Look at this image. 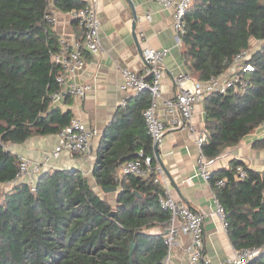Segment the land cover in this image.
Here are the masks:
<instances>
[{
  "label": "trees",
  "instance_id": "16d2710c",
  "mask_svg": "<svg viewBox=\"0 0 264 264\" xmlns=\"http://www.w3.org/2000/svg\"><path fill=\"white\" fill-rule=\"evenodd\" d=\"M85 3L0 0V264H164L163 230L153 231L169 219L158 202L162 187L153 174L116 176L139 151L156 163L143 118L148 90L119 105L100 136L91 178L100 188L119 187L114 204L74 167L45 169L33 188L14 182L19 156L8 144L58 133L72 117L52 103L61 69L51 61L59 38L50 16ZM183 21L180 55L196 81L218 75L251 39L260 40L247 85L203 99L202 152L214 159L264 122V0H191ZM252 146L264 148V134ZM228 163L208 178L225 210L226 234L235 249L260 248L246 264H264V168L238 158ZM238 166L245 170L241 178ZM218 179L224 183L216 185Z\"/></svg>",
  "mask_w": 264,
  "mask_h": 264
},
{
  "label": "crops",
  "instance_id": "0c3cea01",
  "mask_svg": "<svg viewBox=\"0 0 264 264\" xmlns=\"http://www.w3.org/2000/svg\"><path fill=\"white\" fill-rule=\"evenodd\" d=\"M93 3L99 18L101 50L98 54L84 51L85 65L65 74L62 95L55 102L62 110H70L72 115L80 117L94 134L89 149L84 153L62 151L56 156H49L48 168H78L91 180V169L95 161L100 136L105 126L111 121L126 95L119 84L122 81L120 67H126L146 75V66L142 57L144 44L154 47H168V54L163 60L161 92L165 97L174 95L178 86L174 78L178 74L187 75L180 55V44L175 43L171 26V8L163 7L151 0H83ZM150 13V19L145 14ZM53 28L58 38H65L69 43L82 41V28L71 16L70 11L53 9ZM88 83L84 95L70 93V83ZM65 95L69 98L65 101ZM162 102L156 106L161 112ZM193 124L203 130L204 109L199 105L193 115ZM264 134V122L252 133L244 136L239 143L225 148L214 158L210 170L228 167L229 160L238 158L249 167L264 168V148H254L252 143ZM57 142V135H32L22 143H9L10 150L18 156L24 155L34 160L43 161ZM153 148V147H152ZM154 150V149H153ZM159 159L156 161L163 168L164 179L170 192L176 198L186 202L195 210L203 213V252L213 264H222V260L233 248L226 232L220 225L215 213V197L211 186L204 177L197 173L198 149L193 140V133L188 127L168 129L157 145ZM155 154V152H154ZM109 191V202L114 204L116 193ZM154 226L153 231L165 230ZM189 242L187 234L179 233L176 244L167 264H191L185 246Z\"/></svg>",
  "mask_w": 264,
  "mask_h": 264
},
{
  "label": "built area",
  "instance_id": "2783aa9c",
  "mask_svg": "<svg viewBox=\"0 0 264 264\" xmlns=\"http://www.w3.org/2000/svg\"><path fill=\"white\" fill-rule=\"evenodd\" d=\"M163 7L171 8V26L176 44L181 42V34L184 31L183 16L191 0H151ZM71 16L82 28V41L69 43L65 38H59V49L51 53V61L57 64L61 71L56 76L60 88L51 94L52 103L62 95V84L65 82V74L74 69L82 68L86 63L84 51L90 54H98L101 50L99 35V18L97 9L93 3H85L78 9L70 10ZM150 19V13L145 14ZM54 22V17L50 16ZM253 41L258 43L253 45ZM260 40H250L249 46L240 49L232 58L228 66L218 75L211 76L206 80H193L188 75L178 74L174 78L178 90L174 95L165 97L161 92V80L163 71V60L168 54V47H154L144 44L142 57L146 66V75L138 73L126 67H120L119 72L122 81L119 84L121 91L126 95L121 99L120 105H125L128 98L136 96L148 90L151 100L149 106L143 111V118L148 135L151 138V145L159 144L168 129L188 127L193 133V140L198 149L197 173L201 174L208 182L210 175V165L213 158L207 157L202 152V146L207 142L206 134L203 130L197 129L193 124V115L198 111L203 99L210 93H223L228 89L244 88L249 82L248 72L254 66L251 56L259 47ZM88 83H70L67 90L75 95L82 96L88 90ZM162 102L161 112L156 111V106ZM94 131L77 116L72 115L69 122L58 132L57 142L49 154L45 155L43 161H38L19 156V165L15 173L14 182L24 181L33 188L34 183L40 173L45 169V164L49 161V156H56L62 151L84 153L90 145ZM127 174L147 177L153 174V180L160 184L163 193L159 195V205L163 210L169 212V219L163 231V240L166 245V254L163 263L167 264L170 254L176 244L179 233L187 234L189 242L185 246L191 264H213L212 260L203 252V213L193 209L186 202L176 198L170 192L167 181L164 179L163 168L156 161L152 165V156L139 151L138 156L122 162L117 170L118 178ZM245 170L242 166L236 168V175L241 178ZM216 185L224 183L223 179L216 180ZM210 185V184H209ZM215 213L221 227L226 232L227 221L223 205L214 197ZM260 248L244 247L241 249H231L222 260V264H246L249 259L256 256Z\"/></svg>",
  "mask_w": 264,
  "mask_h": 264
},
{
  "label": "rangeland",
  "instance_id": "374dc122",
  "mask_svg": "<svg viewBox=\"0 0 264 264\" xmlns=\"http://www.w3.org/2000/svg\"><path fill=\"white\" fill-rule=\"evenodd\" d=\"M252 40V39H251ZM253 45L257 46L258 43H256L255 41H253ZM49 162V161H48ZM47 162V163H48ZM91 184L94 188V190L103 198L107 199L109 201V191H104L102 190V188H100V186H96V184L94 183L93 180H91Z\"/></svg>",
  "mask_w": 264,
  "mask_h": 264
},
{
  "label": "water",
  "instance_id": "95a60500",
  "mask_svg": "<svg viewBox=\"0 0 264 264\" xmlns=\"http://www.w3.org/2000/svg\"><path fill=\"white\" fill-rule=\"evenodd\" d=\"M153 149H154L156 158L159 159V153H158V150H157V144L154 145ZM116 189H117L116 186L102 187V190H104V191H115ZM263 198H264V195H263ZM111 213H114V211L111 212ZM132 249H133V244H130V252L132 251Z\"/></svg>",
  "mask_w": 264,
  "mask_h": 264
}]
</instances>
